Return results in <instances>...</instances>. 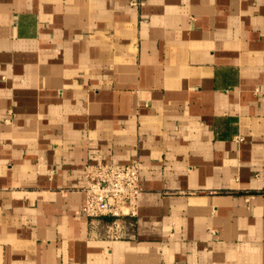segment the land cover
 Listing matches in <instances>:
<instances>
[{
  "label": "crops",
  "instance_id": "1",
  "mask_svg": "<svg viewBox=\"0 0 264 264\" xmlns=\"http://www.w3.org/2000/svg\"><path fill=\"white\" fill-rule=\"evenodd\" d=\"M133 160L101 236L85 166ZM0 264H264V0H0Z\"/></svg>",
  "mask_w": 264,
  "mask_h": 264
},
{
  "label": "built area",
  "instance_id": "2",
  "mask_svg": "<svg viewBox=\"0 0 264 264\" xmlns=\"http://www.w3.org/2000/svg\"><path fill=\"white\" fill-rule=\"evenodd\" d=\"M84 213L97 234L119 239L126 237L130 217L138 213L142 192L141 162H93L85 166Z\"/></svg>",
  "mask_w": 264,
  "mask_h": 264
}]
</instances>
